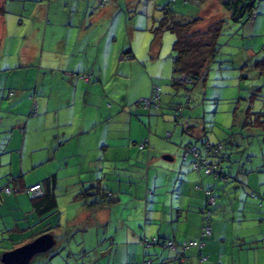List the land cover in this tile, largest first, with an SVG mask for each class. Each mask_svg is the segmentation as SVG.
Segmentation results:
<instances>
[{
	"label": "crops",
	"instance_id": "1",
	"mask_svg": "<svg viewBox=\"0 0 264 264\" xmlns=\"http://www.w3.org/2000/svg\"><path fill=\"white\" fill-rule=\"evenodd\" d=\"M13 1L0 0L5 9L0 13V230L4 233L0 264L4 252L32 241L44 230L52 234L58 230L64 248L69 249L71 231L85 232L89 227L95 229L98 244L105 241L92 258L95 264H141L145 257L154 264H264V162L257 173L244 179L239 175L246 184L236 181L235 185L259 193L260 206L252 195L226 197L222 183L230 180L196 171L192 158H183L188 144L230 140L223 131L211 140L205 122L198 120L205 112L197 107L205 103L204 85L195 89V101L179 115L175 104L183 100L184 88L178 95L171 81L163 80L168 87L157 108L148 111L137 103L151 95L154 76L162 78L170 65L160 62L165 59L161 55L164 36L153 32L157 20L145 24L134 15L125 21L112 16L107 20L110 8L100 6L98 0H69L67 19L58 14L61 4L55 0H48L47 6L44 0H20L21 5ZM11 11L21 12L13 32L7 18ZM148 30L152 34L144 33ZM124 53L132 58L123 59ZM83 75H90L89 80ZM112 81L115 84L110 86ZM134 86L137 93L131 95ZM33 94L38 97L33 99ZM249 108L255 111L249 104L241 109L239 103L233 115L234 123L245 130L255 126ZM212 129L216 132L215 126ZM146 140L147 147L140 149L138 144ZM230 147L225 145L223 154L210 156L209 161L225 170L224 162H235V157L239 162L238 153L227 152ZM11 177H21L22 188L54 185L58 212L40 215L25 190L3 192ZM99 179L112 201L89 208L80 192ZM208 188L214 189L217 205L212 235L202 249L191 248L183 256L159 244L143 245V238L152 237L178 242L198 239ZM63 204L81 206L67 216L66 221L74 223L71 230L64 222ZM243 213L254 222H245ZM83 220L91 222L86 225ZM8 241L11 248L5 246ZM88 247L81 245V249Z\"/></svg>",
	"mask_w": 264,
	"mask_h": 264
},
{
	"label": "rangeland",
	"instance_id": "2",
	"mask_svg": "<svg viewBox=\"0 0 264 264\" xmlns=\"http://www.w3.org/2000/svg\"><path fill=\"white\" fill-rule=\"evenodd\" d=\"M44 1L46 6L48 4L50 5V1ZM55 1H57L56 3L61 4V9L58 14L62 19H67L71 13L67 9L70 1ZM134 1L135 0H113L112 2H109L108 5L106 4L107 6L105 5V8H110L109 12L105 13L107 20H110L112 16V18L117 20L124 19L125 21L134 15L136 17H133L134 19H141L145 24L146 22L155 23L154 21L163 17V8L167 4L171 5L175 11L188 18H202L203 20L200 22H202L201 26L203 27H206L208 24L221 18L223 29L218 40L219 51L215 57V61L211 64V67L207 72L208 76L204 84L205 91H203V97L205 98L203 101L205 103L197 106L200 107L201 112L202 110H205V112L200 118H198V120L200 119L201 122H205L208 138H210V136L215 137V135H219L218 133L220 131H223L225 133L224 136L229 135L230 140H233V143H231L230 140L224 142L228 147L231 145L227 152H236L235 155L238 153L241 160L236 162L235 157V162L232 161V163H230L229 161H226L223 163L231 177L228 183H222V187H225L226 191L224 192V195L229 198L231 196L248 198V196L251 195V192H247L246 186L239 185V188H235V185L237 184L236 181H241L246 184L243 181L244 177L253 172L257 173V167L261 166L264 162V69L260 68L264 65V62L261 61L255 64L257 60L263 59L264 57V0L258 1L257 19L245 24L235 22L231 19L230 12L223 6L222 0H187V3H184L183 0H178L177 2H174L173 0H136L135 4L139 7L131 6ZM13 2L20 5L22 4V1L20 0H14ZM35 2L41 1L35 0ZM28 3H31V1L28 0ZM98 4H100L99 0ZM111 5L114 6L112 7ZM20 13H17V11H11V13L7 14L8 22L13 28H10L9 30L12 32L18 25V15H20ZM24 21L26 22L25 18ZM158 24L159 23H157V25ZM23 29L27 28L25 27ZM147 32L152 34V31H144V33ZM144 33L142 36H144ZM163 36L164 45L161 55L165 59L160 62L169 63L170 65L165 69V75H162V78H159L157 75L154 76L153 74L156 83H160V86L162 87V95H164L168 87L163 80L169 82L174 76L172 65L174 49L172 46L176 40V34L167 30L163 32ZM248 76L250 77L249 79H247ZM116 83L122 84L120 82ZM114 84L115 83L112 81L110 86ZM35 85L36 82H33L32 89ZM202 87L203 86H201V88ZM122 90L123 88L121 86V91ZM135 93H137L136 86L130 90L131 95H134ZM33 96V99H36V96L38 97L37 94L36 96L33 94ZM239 103L241 109H245L249 104L250 106H253L255 111H261L263 113L250 115L249 120H252L255 123V126H251L248 130H245L240 125L238 126L234 123V110ZM260 120H262V122H259ZM174 121L175 119L173 118V127L177 128ZM233 124L236 126H233ZM214 126L216 132H213L212 128H214ZM210 139L213 140L212 138ZM235 139L237 141H235L234 144ZM252 158L254 159V162H251ZM239 175H241L243 179H241ZM106 203L109 204V202ZM80 204L77 205L80 206ZM67 205L68 204L62 205V211L65 216L64 222L69 224L68 229L71 230L73 229L74 223H72L71 220H66L67 216H71L74 211H77V205L75 204L73 207L72 205H69L71 206L69 208ZM115 205L113 204V206ZM22 206L25 207L24 210L26 212V204H22ZM245 218L247 219L245 222H254L250 216H247V214H245ZM84 221L86 225L88 222H91L88 220H83L82 222ZM39 229L41 228H38V230ZM2 232L3 231L0 230V240H2L4 236V233ZM52 232L57 239V244L51 250L38 254L30 264H50L49 261L53 259L63 261L62 264H95L92 258L97 254V250L101 248L100 244L104 241H100V244H98L99 240H97L98 237L95 229L89 227L85 232H77L76 230L71 231V246L67 245L69 249L64 248L66 244L62 243V237L64 238V236L61 237L60 233L58 235V230L56 229L52 230ZM102 235L105 237L104 235H106V233H102ZM82 244H87V246H89L88 249H81ZM9 245H11V243L8 241L5 246L11 248ZM3 248L4 245L3 247L0 246V255L4 250Z\"/></svg>",
	"mask_w": 264,
	"mask_h": 264
},
{
	"label": "trees",
	"instance_id": "3",
	"mask_svg": "<svg viewBox=\"0 0 264 264\" xmlns=\"http://www.w3.org/2000/svg\"><path fill=\"white\" fill-rule=\"evenodd\" d=\"M110 0H99L101 6H105ZM174 2H177L178 0H173ZM184 3H187V0H183ZM259 0H222L223 6L230 12L231 19L235 22L239 23H247L249 21H255L257 19V6H258ZM164 14L163 17H161L157 22L159 23L156 28H154L155 35H161L163 32L169 30L171 32H174L176 34V40L173 44L174 49V56H173V72L174 76L171 80L172 86L176 88L177 94L180 95L179 90L180 88H184V93L181 94L180 97H183V100L179 103L175 104L176 114H181L186 107H188L190 104L195 101L194 98V89L198 87L199 85H204L207 80V72L210 68V64H212L215 61V57L219 51L218 48V40L219 36L221 35L222 31V20L221 18L217 20V22H214L210 26L201 27V24L203 19L200 17L195 18H188L177 11H175L171 5H166L163 8ZM5 9L3 7H0V13H4ZM129 52V51H128ZM122 58L125 60H130L132 58V55L129 53H124L122 55ZM264 62L263 59H259L257 62ZM260 68L264 69V65ZM90 75H83L82 77L85 80H89ZM183 78V79H182ZM157 87H160V94L158 100H156L153 103V107L151 109H147L148 111H151L154 108H157L160 106L161 102V95H162V87L160 84L154 83L152 86V93L153 90ZM151 93V95H152ZM13 95V92L11 91V94ZM150 95V96H151ZM143 97V98H149ZM141 98V99H143ZM141 99L138 100V105L141 107H144ZM250 106V105H249ZM146 109V108H145ZM261 111H250L249 108V115L252 114H261ZM263 114V113H262ZM248 115V116H249ZM261 117V116H260ZM167 138L168 135H167ZM149 140L143 141L138 144L140 149H145L148 145ZM206 145H208L206 147ZM196 147L197 152L200 154V156L204 157L206 161L211 165L215 167V171L207 174L214 175V177L218 180L228 182L230 180V174L225 170L223 166L220 164H215L213 162L209 161V157L211 156H219L223 154V150L225 149V143L219 142V143H212L210 141H201L200 143H192L188 144L183 147V152L187 147ZM221 146V148H219ZM184 158V154H183ZM186 158H192V168L194 162L197 160L196 153H189ZM224 159L227 158V156L223 157ZM194 169V168H193ZM21 177H11L10 182L5 184L1 190L5 193L11 194V193H17L21 191H27L31 197L34 199V209L42 216L49 215L52 216L54 213L58 212V203L56 200V195L54 193V185H50L47 182L45 183H36L40 184L42 186V193L38 196H33V194L28 190L30 186L26 188H22L19 184ZM54 181H56L55 176L52 178ZM51 179L52 183L53 180ZM12 183H16L19 186L14 187ZM32 186V185H31ZM5 187H9L10 191L7 192L5 190ZM80 195L85 200V205H88L90 208L91 206H97L102 205L104 202H111L112 198L108 196V189L104 187L100 181H96L95 183L89 185L88 187L81 190ZM251 195L253 197H256L259 199L260 203L259 205H263V198L261 199V195L259 193L252 192ZM207 196V203L206 206L202 209V226L205 224H210L212 227V220H213V213L214 208L217 205V196L214 192V189L208 188L206 191ZM210 196L215 197V202L213 204L209 203ZM262 200V201H261ZM204 211L207 212L209 215L208 220H204ZM202 229V227H201ZM50 229L42 231L40 234H43L45 232H48ZM213 232V228H212ZM201 237V232H200ZM199 237V238H200ZM211 237V236H210ZM198 238V239H199ZM206 240V239H205ZM169 242H173L176 245H180L182 242L175 241L173 239H161L158 237H152V238H143L142 243L145 247H149L155 244H159L164 248H169L172 251H179L183 256L186 254V252H182L181 249L178 247V249H172L167 244ZM85 264V263H83ZM141 264H154L153 259L150 257H145Z\"/></svg>",
	"mask_w": 264,
	"mask_h": 264
},
{
	"label": "built area",
	"instance_id": "4",
	"mask_svg": "<svg viewBox=\"0 0 264 264\" xmlns=\"http://www.w3.org/2000/svg\"><path fill=\"white\" fill-rule=\"evenodd\" d=\"M183 79V78H182ZM159 94H160V87H157L156 90H153L152 95L149 98H143L141 99V102L144 106V108L146 109H151L153 107V103L158 100L159 98ZM33 113L36 114L37 113V107H36V103H34L33 105ZM168 137L171 136V133L167 134ZM208 145H206L207 147ZM219 148H221V146H219ZM196 153V156L198 157L196 162H194L193 164V168L196 171H200L203 170L206 173H211L213 171H215V167L211 166L204 157L200 156V154L197 152V148L196 147H187L184 150V158H186L188 156L189 153ZM5 190L7 192L10 191L9 187H5ZM33 196H38L39 194L42 193V186L40 184H34L32 186L29 187L28 189ZM215 202V197L214 196H210L209 199V203L213 204ZM204 214V220H208L209 219V215L207 214L206 211L203 212ZM212 235V227L210 224H205L202 226L201 229V237L199 239H191L189 241H184L182 242L180 245H176L173 242H169L167 245L172 248V249H178V247L181 249L182 252H185L191 248H198V249H202L205 246V239L209 238ZM203 261L207 260L206 256H202L201 257Z\"/></svg>",
	"mask_w": 264,
	"mask_h": 264
},
{
	"label": "water",
	"instance_id": "5",
	"mask_svg": "<svg viewBox=\"0 0 264 264\" xmlns=\"http://www.w3.org/2000/svg\"><path fill=\"white\" fill-rule=\"evenodd\" d=\"M164 158L170 159V156L165 155ZM56 244L54 234L44 233L22 246L4 252L1 261L3 264H30L38 254L51 250Z\"/></svg>",
	"mask_w": 264,
	"mask_h": 264
}]
</instances>
